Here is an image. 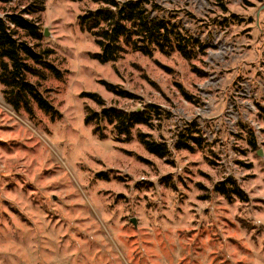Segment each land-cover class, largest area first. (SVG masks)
Returning <instances> with one entry per match:
<instances>
[{
    "label": "rangeland",
    "instance_id": "rangeland-1",
    "mask_svg": "<svg viewBox=\"0 0 264 264\" xmlns=\"http://www.w3.org/2000/svg\"><path fill=\"white\" fill-rule=\"evenodd\" d=\"M263 1L150 0V17L203 50L128 48L104 63L77 20L97 3L0 2V17L36 21L38 40L18 36L52 50L43 55L60 71L30 62L43 77L27 75L55 112L33 100L31 112L15 109L0 83V264H264ZM82 92L103 107L159 111L125 139L106 117L85 121L102 106ZM141 134L169 153H151ZM223 181L246 198L216 191Z\"/></svg>",
    "mask_w": 264,
    "mask_h": 264
},
{
    "label": "trees",
    "instance_id": "trees-1",
    "mask_svg": "<svg viewBox=\"0 0 264 264\" xmlns=\"http://www.w3.org/2000/svg\"><path fill=\"white\" fill-rule=\"evenodd\" d=\"M8 1L10 0H0L4 3ZM38 1L42 3V0ZM91 1L97 3L98 6L78 15L77 20L80 28L93 36L99 51L91 53V57L101 63L118 59L128 48L148 55L152 54L154 48L166 53L177 50L188 58L195 55L197 51L203 50V44L193 39L184 28L165 19L150 17L147 4L155 6L150 0ZM39 9L42 8L39 7ZM17 29L33 39L38 40L41 37L36 21L28 19L21 12L13 11L6 18L0 17V83L4 86L5 98L15 109L23 107L31 112L30 101L33 100L44 111L55 112L53 105L27 77L29 73L43 77V73L30 62L50 70L54 75L60 74L59 69L43 55L51 53L52 50L48 49L41 53L34 46L22 40L18 36ZM100 82L115 94L135 97L134 94L117 89L115 85L107 81L100 80ZM81 95L93 98L102 106L100 112L88 113L85 121L88 122L97 116L106 117L109 122H115L118 136L124 133L125 139L130 138V128L134 124H149L150 112L154 109L159 111L158 106L151 103L145 104L144 109L130 111L113 106L103 107V101L97 94L82 92ZM140 136L151 153L159 157H164L169 153L166 143L144 139V134ZM193 140L198 142L200 138L193 137ZM181 144L183 147L191 148L189 143L182 142ZM215 190L227 196L233 193L242 199L246 198L239 186L233 185L229 189L225 181L216 185Z\"/></svg>",
    "mask_w": 264,
    "mask_h": 264
},
{
    "label": "water",
    "instance_id": "water-1",
    "mask_svg": "<svg viewBox=\"0 0 264 264\" xmlns=\"http://www.w3.org/2000/svg\"><path fill=\"white\" fill-rule=\"evenodd\" d=\"M260 11H264V1L259 5V7H258V13L260 12ZM44 34H46V33H44ZM133 221V220H132ZM134 222V221H133Z\"/></svg>",
    "mask_w": 264,
    "mask_h": 264
}]
</instances>
